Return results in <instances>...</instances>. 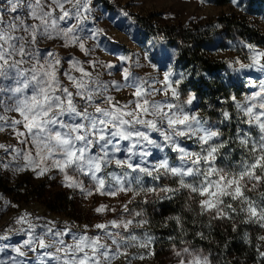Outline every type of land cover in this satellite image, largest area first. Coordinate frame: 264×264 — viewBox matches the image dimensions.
Instances as JSON below:
<instances>
[{
    "label": "snow or ice",
    "instance_id": "1",
    "mask_svg": "<svg viewBox=\"0 0 264 264\" xmlns=\"http://www.w3.org/2000/svg\"><path fill=\"white\" fill-rule=\"evenodd\" d=\"M93 8V0H4L0 4V131L14 134L18 141L16 146L0 143V150L10 154L12 160L26 162L17 171L30 168L42 177L57 169L68 187L80 188L89 196L95 192L115 198L118 193L133 192L135 185L137 195L144 191L171 200L183 189L200 197L202 212L215 210L216 218L231 219L237 208L225 203L228 197L239 203L248 221L264 227V191L255 200L246 194L264 188V79L258 83L259 91L243 103L231 97L244 122L259 130L255 139L244 134L236 138L246 155L233 161L228 144L221 139L223 133L185 107L193 105L198 97L189 94L181 103L179 85L183 77L173 80L175 73L167 71L162 87L157 89L154 83L129 75L125 68L123 79L136 91L133 99L119 103L110 88L114 85L112 90L119 89L121 83L92 79V71L83 66L87 63L94 67L95 61L69 57L62 63L54 51L40 53L39 39L55 36L63 38L66 46L90 54L80 33L86 31V22L95 18ZM101 34L99 30L88 33L93 38ZM242 47L251 54L249 62L236 60L228 66L234 71L255 69L264 73V50L250 44ZM127 59L120 57L122 62ZM155 93L165 99H152ZM105 101L109 107H93ZM132 104L135 110L130 108ZM221 116L223 120L218 124L232 119L228 111H222ZM191 137H198V151L188 150L181 139ZM157 152L163 154L159 159ZM169 153L178 155L172 158ZM218 156L237 170L217 167ZM69 171L89 177L93 188H84ZM167 177L176 178L177 186L157 183ZM146 183L153 186L145 187ZM124 210L128 211L127 203ZM94 211L103 214L117 210L101 204ZM173 219L180 221V217ZM16 223L24 226L16 233L21 235V243L12 247L15 255H8V233H0V253L7 256V260L0 258V264H113L121 256L128 257L127 248L138 240L135 229L148 221L141 212L134 211L131 219L114 218L94 224L99 234L91 235L48 223L37 226L29 213L19 216ZM259 239L264 241V236ZM150 242L151 237H147L139 247L148 248ZM183 253L190 258L182 259L180 264H211L203 254L187 248ZM259 255L264 257V252ZM132 258L137 257L129 260Z\"/></svg>",
    "mask_w": 264,
    "mask_h": 264
},
{
    "label": "rangeland",
    "instance_id": "2",
    "mask_svg": "<svg viewBox=\"0 0 264 264\" xmlns=\"http://www.w3.org/2000/svg\"><path fill=\"white\" fill-rule=\"evenodd\" d=\"M3 3L4 0H0V4ZM93 5L95 18L89 19L86 22V31L80 33L86 47L91 49L90 54H85L78 47L66 46L63 38L55 36L52 39L47 37L39 39L40 53L54 51L58 55L57 58H61L62 63L69 57L78 58L82 62L95 61L94 67L87 63L83 66L92 71V79L121 83L122 87L119 89L112 90L114 85L110 88L111 94L119 103L133 99L132 94L136 91L134 86H128V82L123 79L125 68L128 69L129 75L132 74L133 77L146 80L150 84L154 83L157 89L162 87L164 73L172 71L175 73L173 80L183 77L179 85L181 103L189 94H195L198 99L193 105H185V107L192 108L208 120L209 126H215L221 131L223 133L221 139L228 144L231 159L240 161L246 155V150L239 146L236 138L244 134L251 135L255 139L259 135V130L254 124L244 122L242 114L235 108L231 97L235 96L243 103L245 98L259 91L258 83L264 79V73L255 69L234 71L228 64L236 60L242 63L249 62L251 54L247 48L242 47V44H250L264 50V0H238L237 3L233 0H93ZM5 18H9L7 14ZM227 24H232L234 27L230 28ZM172 26L182 27L185 31L199 30L197 39L202 45L199 51L200 57L216 67L206 68L193 56L190 59L189 55L183 52L168 34ZM251 29L253 33H256L255 39L250 37ZM92 30H99L102 34L93 38L88 35ZM122 56L128 59L122 62L120 60ZM64 66L67 67V64L65 63ZM73 74L79 78L80 74L75 70ZM215 83L223 84L226 88L225 94H229L228 99L217 102L202 100L201 93L211 94L206 93L205 90ZM152 99L161 100L165 97L155 93ZM96 106L107 108L109 104L105 101L104 104L93 107ZM130 108L135 110V104L130 105ZM222 111L230 112L232 119L218 124V121L223 120ZM164 127L167 130V126ZM181 139L185 140L188 150L198 151L201 147L198 137ZM0 143L18 145L15 135H10L7 131H0ZM162 155L157 152L156 158L159 159ZM177 155V153H169L172 158ZM23 163L26 162L12 160L10 154L0 150V233H8L10 244L7 249L8 255H15L12 247L21 243V235L16 233L24 226L17 224L16 220L24 213H29L37 226L48 223L56 228L71 227L77 232L87 231L91 235L99 234L93 227L94 224L106 223L114 218L131 219L134 211H139L148 223L135 229L134 234L138 240L132 242V246L127 248L128 257L121 256L113 264H180L182 259L190 258L188 254L183 253L185 248L189 252L207 256L211 264H227L224 260L212 256L205 248L196 245L195 240L190 238L174 243L178 242L177 233L173 235L172 245L164 247L162 239L155 236L151 230L149 214L160 210L161 204L169 200L159 199L154 194L144 191H140L137 195L135 185L132 186L133 192L118 193L115 198L98 195L95 192L89 196L80 188L68 187L64 182L63 174L57 169H52L50 173L42 177L35 175L30 168L17 171ZM4 164H8L9 167H3ZM217 167L224 168L225 171L229 168L231 171L237 170L231 167L230 161L225 160L223 156H218ZM69 175L82 182L84 188H93L94 182L89 177L71 171ZM145 180L149 181L150 178L145 177ZM105 183H108L107 178ZM157 183L161 186L176 187L178 181L174 177H167ZM41 184H45L44 190L40 189ZM147 186L153 185L146 183L145 187ZM261 191H264V188L246 194L255 200ZM56 194H61L62 198L69 202L66 212H54L47 206L48 202L52 203L57 199ZM160 195L163 196L164 193ZM180 195L188 197L190 205L194 206L197 214L204 215L209 222L227 224L232 222L234 226L239 227L238 230L243 229L244 239L251 238L254 233L260 244L264 243L259 239L264 236V227L248 221L247 215L239 210L238 202L225 197V203L232 204L237 208V212L231 214V219H220L216 218L215 210L202 212L199 204L200 197L195 194L189 195L187 190L183 189L175 196ZM145 199L148 202H142ZM125 203H127L128 211L124 210ZM101 204L110 205L117 211L103 214L94 211ZM224 210L228 211L227 208ZM37 232H40L39 227ZM147 237H151L150 246L139 247V244L146 242ZM105 239L101 237V240ZM177 252H181L182 255H176ZM29 255L32 254L29 253ZM140 256L144 258L139 259ZM129 257L137 258L129 260ZM0 258L7 260L4 253H0Z\"/></svg>",
    "mask_w": 264,
    "mask_h": 264
},
{
    "label": "trees",
    "instance_id": "3",
    "mask_svg": "<svg viewBox=\"0 0 264 264\" xmlns=\"http://www.w3.org/2000/svg\"><path fill=\"white\" fill-rule=\"evenodd\" d=\"M227 26L234 27L232 24H227ZM168 34L171 35L172 41H175L183 52L189 55L190 59L193 56L206 68L216 67L200 57L199 51L202 45L197 39L200 34L199 30L185 31L182 27L172 26ZM255 36L256 33H253V29H251L250 37L255 39ZM207 89L205 92L211 94L201 93L202 100L217 102L221 99H228L229 94H225L226 90L224 89L226 88L223 87V84H211ZM40 187L44 190L45 184H41ZM53 197L55 198V195ZM56 198L52 203L48 202L47 206L54 212H66L69 202L65 201L61 194H56ZM190 203L186 196H175L161 204L160 210L149 214L151 230L155 236L162 239L164 247L172 245L173 235L177 233L178 242L174 243H180L181 239L190 238L195 240L196 245L205 248L212 256L224 260L227 264H264V257L259 255L260 252H264V243L260 244L256 234L253 233L251 238L244 239L243 229L238 230L239 227L234 226L232 222L228 224L224 222L211 223L204 215L197 214V210ZM174 217H180L179 223L173 219Z\"/></svg>",
    "mask_w": 264,
    "mask_h": 264
},
{
    "label": "clouds",
    "instance_id": "4",
    "mask_svg": "<svg viewBox=\"0 0 264 264\" xmlns=\"http://www.w3.org/2000/svg\"><path fill=\"white\" fill-rule=\"evenodd\" d=\"M96 107H99V106H96ZM227 174V173H226ZM210 179H211V177H210Z\"/></svg>",
    "mask_w": 264,
    "mask_h": 264
}]
</instances>
